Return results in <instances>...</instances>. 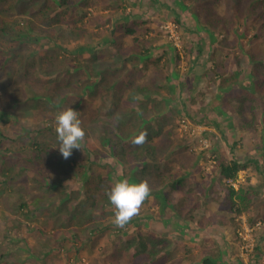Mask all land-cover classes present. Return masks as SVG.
<instances>
[{
  "label": "trees",
  "instance_id": "1",
  "mask_svg": "<svg viewBox=\"0 0 264 264\" xmlns=\"http://www.w3.org/2000/svg\"><path fill=\"white\" fill-rule=\"evenodd\" d=\"M108 1H111L110 5L105 8L109 10V14L107 20L104 21V17H94V10L87 11L91 5L89 0H0V93L5 91L8 94L6 98L10 97L12 99L15 105L10 104V106L24 105L27 108H33L34 113L38 117H42V129H40L38 136L43 137L32 135L31 156L28 157L29 161L25 164L35 163L38 171L44 167L49 173L73 175V188L78 186V190L74 191V189L65 188L63 184L60 186L56 184L53 186L46 185V191L49 189L47 192H51V189L55 188L60 190L56 199L59 203L56 212L64 204V208L71 210L67 217L74 218L77 227L74 230L63 229L62 227L67 226V220L63 219L64 221L59 224L60 230L51 232L56 237L52 244L55 253L52 255L50 251H38L42 254L40 257L44 264L47 260H50L52 264H85L83 263L84 260L81 262L77 256L71 257L67 254L64 257L59 256V253L70 252L71 249H76V253L81 254V249L84 248L92 253L91 262L93 264H170L169 257L165 253L167 249L171 248V243L168 242L169 239L159 237L156 233L148 232L147 235L144 234V226L139 221L141 219L145 222V218L154 221L156 216L147 214L144 218L142 217L143 213H141L144 210H140V213L124 228L116 229L114 227L115 210L108 199L107 192L116 181L125 178L130 182L139 183L144 179L150 180L149 177L153 172L149 183L153 189L151 188V196L146 200L150 205V209L152 208L151 197L156 198L163 206H170L169 208L176 215L180 225L189 229H199V232L197 231L198 237L212 233L214 229L211 227L208 212L199 209L201 201L198 198H204L207 203L211 201L218 202L220 211L227 212L229 215L225 219L227 223L223 226L230 227L231 233L236 237L239 236L242 217L245 214L248 215L249 213L251 215V217H248L251 225L253 222L254 224L257 223L254 219L256 216L262 215L257 209L251 211L255 206L254 200L259 196V191L251 190L243 185L236 188L234 184L238 182L240 173L248 170L250 165L249 161H243L236 156V151L239 149L244 136H240V141L235 140L233 135L227 138L228 142L233 143L231 148L233 157L228 159L224 148L220 145H218V149L210 145L206 148L199 147V150H197L193 140L184 142L181 139L184 142L182 143L172 130L165 131L166 116H171L170 114L161 117L159 129L155 134L148 131L147 141L150 142L149 145L145 143L140 147L135 146L129 141H121L115 135L113 124L117 121V114H119V120L127 125H138L141 123V119L146 122L148 116L147 106H151L149 103H152L153 107L151 108L158 110L157 107H160V102L163 103L159 100L162 91L167 90V94L170 95L174 89L173 80H171L174 77H164L162 74L159 77L154 74L147 76L140 69L143 62L147 60L145 56L151 51L149 48H152L154 44L153 39L148 38L150 29H146L145 33L140 34L141 24L146 25V22L132 21L131 17H123L119 13V6L124 4L126 0ZM189 1L194 5L192 14L197 20L199 28L208 33L211 37L210 40L214 39L213 43L216 42L213 37L214 32L220 33L219 31H221L227 35L231 29L237 26H241L242 34L245 37L251 35L250 49H247L246 45L243 49L241 45L242 54L239 52V55L235 57V62L240 69L235 71L230 78L225 77L227 81L224 83L217 78V83H219V88L222 90L221 93L225 95V97L221 96L219 100L221 102L224 98L223 105L227 108V113L231 116L233 113L235 116L237 110H239L240 116L243 118V124L239 127L244 133L255 136L259 132L260 123L257 117L264 113V100L261 96L264 94V48L260 53H255L251 46L260 41L264 43V0ZM222 2L226 4L228 16L217 12V7ZM95 4L100 3L95 2ZM206 4L208 6H205ZM112 5L115 7L114 12L110 10ZM15 11L16 13L13 14ZM88 13L90 14L88 15ZM12 15L16 16V19H12ZM112 16L114 23H112ZM108 20L111 24L105 27ZM101 21H104V23L102 24ZM21 22L24 24L23 27H20ZM91 26L94 30L89 29ZM101 26L104 28L100 30ZM207 26L212 28L213 34L209 32L210 30L207 31L209 29ZM107 36H109V39H106L108 47L107 51H103V54L96 52L97 45L92 46L93 43H84L76 47L75 51H70L64 47V44H79L83 40L94 42L97 37L106 38ZM127 37H131L133 41L128 46L125 41ZM86 52L90 56L83 59L82 56ZM61 56L66 57V59L69 56L72 57L68 60L71 63L73 62L72 69L68 68L67 65L64 69L66 63L61 61ZM247 56L254 64L252 80L255 79L256 81L245 88L239 89L240 94L234 93L232 85H230L229 92L226 93L223 90L224 85L227 83L232 84L233 80L240 81L241 69L246 63ZM160 60L157 59L156 63ZM224 66L226 67V65ZM86 69H90L88 71L89 77L94 72L100 75L101 80L99 82L86 81L80 84L84 80L83 75L87 74ZM68 76H72L73 80L67 81ZM146 78H153L152 81L155 82L147 83ZM6 79L7 83L2 82ZM211 79L216 84L213 76H211ZM191 89L193 90V87ZM104 92L106 93L104 94ZM127 92L129 93L126 94ZM156 92L159 99L155 97ZM93 94L103 99V104L99 107L100 110L95 111L93 118L89 121L97 123L102 122L103 118L108 119L106 122L109 123L103 127V130H100L105 137L102 144L114 156L117 155L115 149L117 153L118 151L121 153L120 174L115 167H111L107 163L102 166H107V171L101 172V166L97 165L98 163L91 157V133L87 132V125L83 119L84 113L80 110V107L87 106L83 96ZM234 97H240V102L246 109L242 105L236 104ZM46 100L51 103H47ZM71 100L75 104L74 107H72ZM83 100L84 102H82ZM95 100L96 98L92 97V103ZM55 101L60 102L61 105L55 103ZM63 104L80 113L86 136L82 142V149H74L71 157L61 163L55 155L59 150L55 131V117L60 111L67 108L66 106L63 107ZM104 106L109 108L106 113L102 112L106 109ZM54 107L57 109H53ZM1 111L5 112L6 110L2 109ZM171 111L177 112L175 107H171ZM157 113L156 118L158 120L159 112L157 111ZM201 113L203 115L201 119H194L198 125L213 124V126L220 128L218 121L212 123L206 121L208 116L205 115V108L201 109ZM6 116L8 114L2 113L1 117L4 119ZM15 123L21 124L20 121ZM148 125L149 122L147 121L144 126ZM95 129H93L94 132ZM22 131L23 135L32 134L33 132L30 127L26 126L22 127ZM191 133V131L186 133L185 137H189ZM221 133L224 134L223 131ZM50 134L51 137L48 138ZM213 136L215 135L213 134ZM158 137H164V139L160 142L158 140L154 141ZM50 140L52 142L47 143ZM213 140L216 141V139ZM262 146L264 148V137H262ZM139 148L144 153L153 154L154 152L158 156H169L173 161L167 163L166 166H162L160 163L149 166L143 161L141 153L137 151ZM85 151H87V155H83ZM7 152H10V150L8 149ZM99 152L103 156H107L106 150ZM188 156H190V159H188ZM19 160H21V157H19ZM176 161L184 163L179 164ZM173 164H175V170H173ZM208 164L213 167L212 173L208 174L205 171L206 177L202 175V179L204 178L208 185H205L202 191L197 193L196 201L190 202L189 194L185 193L184 188L189 180L192 181L191 174L195 171H203L204 165ZM61 165L68 166L63 168L60 167ZM24 169L27 171V167L24 166ZM166 178L168 179L167 182L165 181ZM153 182L154 184H152ZM158 188L161 191L155 190ZM75 193L80 195L78 196L80 200L87 196L90 201L88 203L92 206L91 211L86 210L84 205L68 207L69 203L78 202V200H72ZM64 195L66 196L63 199ZM47 205L51 206L52 204L47 203ZM22 207L29 209L30 205L27 203L26 205L23 204ZM35 208L29 209V212L34 214L40 211L38 206ZM198 209L200 211H197ZM67 210L64 209L59 215ZM162 211L164 212V209ZM202 216H205L206 220L201 218ZM200 219V224L196 227L190 222H198ZM57 220L60 221V218H55V227L58 223ZM167 230L162 229L161 232ZM73 231L75 232L73 233ZM37 232L39 236L36 237L40 241L47 242V240H50L47 237L49 235L47 231L42 230L39 233L37 230ZM41 233L44 237L40 235ZM79 233L84 235L83 242L78 236ZM106 236L109 239L105 243ZM66 243L68 246L65 245ZM81 244L83 248H81ZM32 256L34 254H27L28 258H32ZM97 259L99 263L96 261ZM199 264H221V261L212 259L209 256L205 257L202 263Z\"/></svg>",
  "mask_w": 264,
  "mask_h": 264
},
{
  "label": "rangeland",
  "instance_id": "2",
  "mask_svg": "<svg viewBox=\"0 0 264 264\" xmlns=\"http://www.w3.org/2000/svg\"><path fill=\"white\" fill-rule=\"evenodd\" d=\"M89 1H91V5L87 9V11L90 12L91 10H94L93 13L95 18L104 17V21H106L107 15L109 14V10H107L105 7L107 5H110L111 1ZM176 1L178 0H126L124 4H121V6H119L118 11L123 17H131L132 21L146 22V25L141 24V32H139L140 34L145 33L146 29H150L148 38H151L154 41V45L151 49L152 59L151 61H147L145 64H143L140 69H142L147 76H149L150 74H154L155 76L158 75L159 77L162 74L164 75V77H167L170 74L176 75L178 73L173 79L174 89L173 91H171V94L168 95L167 90H163L164 92L162 93L164 94L160 96L161 99H159L158 96H155L157 99L163 101V103L160 102V107H157L158 109L160 108L162 110L161 114L171 115L166 116L167 122L164 127V130H172L179 137L178 140L182 139L184 142H186L187 140H193L197 150H199V147L206 148L210 145H213L214 148L218 149V145H220L224 148L227 154V158L231 159L233 157L231 151L233 143L231 141L228 142L227 138L230 135H233L235 140L239 139L240 131H242L239 125L243 124V118L242 116L238 115L230 117L222 116L220 114L219 106H223L224 108H226L223 105L224 98L220 102V100L214 97V94L217 91L215 89L212 90L214 86L212 80H200V82L197 83L193 80V78H195L196 76V70H208L210 75H213L215 70H218L224 72L226 75H229V77H231V75H233L235 71L239 70L240 67L233 61V55H230V57H228V61L226 62L227 67H224V65L221 63L218 64V61H220V59H223V57H212L209 49L211 46L215 49L217 47H220V44H225L224 41L220 43L218 42L224 39L223 35H219L217 32H214L213 34L211 31L212 28L207 26L209 27L207 31L210 30L209 32L213 34V37L216 40V42L213 43L214 39L210 40L211 37H209L208 33L206 31H202L201 28H199L200 26H198L197 20L194 18L191 12L193 10L194 5H192L189 0H180L181 5L186 7V10H183V8L180 6V3H177ZM95 2H98L100 4H95ZM205 6H208V4H206ZM110 10L114 12L115 7L112 5ZM217 12L221 15H229L226 12V4H224V2L219 4V6L217 7ZM15 13L16 11L13 12V14ZM89 14L90 13H88V15ZM11 18L16 19V16L12 15ZM111 18L112 23H114L113 16ZM104 21H101L102 24L104 23ZM107 22L108 24H106L105 27H108L110 26L109 24H111L109 20ZM23 25L24 24L21 22L20 27H23ZM102 28L104 27L101 26L100 30ZM89 29L94 30L93 26H91ZM226 36L228 37L227 40L231 39V42L234 41L232 30ZM106 39H109V36H107L106 38L97 37L95 38L94 42L83 40L79 44H64V47H66L70 51H75L76 47L84 43H93L92 46L97 45L96 52H98L99 54H103V51H107L108 47V42ZM125 41L127 46L133 43L131 37L125 38ZM201 48H203V50ZM263 48L264 43H262L261 41L257 44L254 43L253 50L255 51V53H260ZM218 49L221 50V55L225 56L227 54V52L225 51L227 49ZM163 55V60H160V62L156 63V60ZM89 56L90 54L86 52L83 54L82 58H88ZM61 58V61H65L66 63L64 69H66V65L68 68H73L71 66L73 62L71 63V61H68L72 58L71 56H69L67 59L66 57L62 56ZM243 69L244 68H242L241 70ZM86 71L87 74L83 75L84 80L80 82V84L86 81L99 82L101 80L99 74L93 72L92 76L89 77L88 71H90V69H86ZM249 73L250 70L246 68L243 71V74L241 75L240 86L243 88L250 85V80L248 77ZM66 79L67 81L73 80V77L68 76V78ZM145 80L148 81L147 83L155 82L152 81L153 78H146ZM2 82L7 83V79ZM191 87H193V90L191 89ZM105 93L106 92H104V94ZM128 93L129 92H127L126 94ZM6 96H8V94L5 93V91L0 93V264L43 263L40 257L42 256V254L38 251H50V254L52 253V255L53 253H55L54 246L52 247V244L53 241H55L56 237L55 235L51 234V232H57L58 230H60L59 224L62 223L64 220H67V226L62 227L63 229L67 228L68 230H74L77 227L75 219L67 217L69 211L71 213V210L68 208H64V204L61 205L59 210L60 212H56L58 209L57 205L59 204L56 199L58 198V191L60 190H57L54 187L55 189H51V192H47L49 189L46 191V185L48 186L49 184L53 186L54 184H56L60 186L63 184L65 188H68L69 190L74 189V191L78 190V186H76V188H73V175H61L60 173L55 172L49 173V171H47V169L44 167L38 171L35 163L30 165L25 164L28 163V157L30 158L31 156L33 144L32 135L34 134L37 135V137H43L38 136L40 129H42V117H38V115L34 113L35 110L33 108H27L24 105L13 106L15 104H13L12 99H10V97L6 98ZM97 96L98 95L94 94L91 96H83L87 106L80 107V110L84 113L83 119L87 125V132L89 134L91 133V157L93 160L96 161V163H98L97 165L101 166V172L107 171V166L102 167L103 164L107 163L111 167H115L117 169V172L119 173L121 170L122 161V155H120L121 153L119 151L117 153V150L115 149L117 155L114 156L111 154V151L105 148V146L102 144V141L105 137L100 132V130H103V127H105L106 124L109 123L106 122L108 119L103 118L102 122L100 121L97 123H95V121H89L93 118L95 111L100 110L99 107L103 104V99ZM261 96L264 100V94ZM92 97L96 98L95 102L93 103ZM84 100L82 102H84ZM234 100L236 104L238 103L239 105H242L240 102V97H234ZM46 102L51 103L49 100H46ZM55 103L58 102L55 101ZM71 103L72 107H74L75 104L73 100H71ZM10 104L13 105L10 106ZM58 104L61 105L60 102ZM149 104H151V107H153L152 103ZM65 106L69 107L63 104V107ZM171 107H175L177 112L171 111ZM243 107L244 109H246L245 106ZM105 108L106 109L102 111L103 113H106L109 109L108 107ZM202 108L206 109L205 115L209 117L206 118L207 122L212 123L214 121L222 120L220 123V128L214 127L213 124L207 126H200L197 124V121H194V119L199 120L203 117L201 113ZM2 109L6 111L3 112L1 111ZM53 109L57 108L54 107ZM2 113H6L8 114V116L2 119ZM17 121H20L21 124H16L15 122ZM22 125L30 127L33 131L32 134L27 133L23 135ZM139 126L140 125H131L128 128H124L123 126L122 132L118 130L114 132L118 136H120L121 139H126L130 142L133 133H135L134 137L137 135L136 133L138 132ZM94 128H96L95 132L93 131ZM190 128L192 133L189 137H185L184 134H186V131H190ZM214 128H216V130ZM158 129L159 126L149 128V130H151L154 134L158 131ZM193 130H196L195 133H193ZM221 131L224 132L223 135ZM213 134L215 136H213ZM249 135L251 134L244 135V139L241 140L240 143L241 148L237 149L236 151L237 157L241 158L243 161L250 162L249 169L245 172L240 173L239 180L236 183L237 187H239V184L248 186L253 185L259 187L264 195V148L262 146V143L260 142L259 136ZM50 137L51 134L48 136V138ZM163 139L164 137H158L154 139V141L158 140V142H160ZM213 139H216V141ZM182 140L181 142L184 143ZM50 142H52V140L48 141L47 143ZM8 149L10 150V152H7ZM105 150L107 151V156H103L99 152H103ZM137 151L141 153L143 161L146 162V164H148L149 166L156 163H160L162 166H166L167 163L173 161V159H170L169 156H158L154 152V155L144 153L142 152L141 148H139ZM86 152L87 151H85L83 155H87ZM55 155L61 163L65 162L66 159L63 158L59 150H57ZM19 157H21V160H19ZM188 159H190V156H188ZM176 162L179 164L184 163L181 161ZM24 166L27 167V171L24 169ZM67 166L68 165H61L60 167L66 168ZM110 166L109 168H111ZM173 167V170H175V164H173ZM212 170V165L208 164L204 165L203 171H195L191 174L192 181H190V184H188L189 186L184 189L185 193L189 194V197L191 199L190 202L196 201L197 193L199 191H202V188L205 185H208L207 181L204 180V178L202 179V175L206 177L205 171H207L208 174H211ZM150 176L151 177H149V179L151 180L153 172ZM5 179L6 182H4ZM150 180H148L149 183L151 182ZM167 180L168 179L166 178L165 181L167 182ZM152 184H154V182ZM155 190L161 191L160 188ZM65 196L66 195H64L63 199L65 198ZM78 196L80 195H77V193H75V195L73 194L72 200H78V202L69 203L70 205H68V207H79L81 205H84L86 210L91 211L92 206L90 203H88L90 201L87 199V196H85L84 199L81 198V200ZM198 199H200V201L202 202L205 201L204 198ZM151 200V209L147 201L142 206L143 209L141 208V210H144L143 212H141L143 213L142 217L144 218L147 214L154 215L156 217L158 216L159 207L156 205V202L153 197H151ZM254 202L259 203L258 201H256V199L254 200ZM27 203L30 205L29 209L35 208V206L37 208L38 206L40 211L35 212L34 214L30 213L27 207H22L23 204L26 205ZM47 203H51L53 206L47 205ZM259 207H262V204ZM64 209L68 210L66 212L64 211L63 214L59 215V213H61ZM208 214L215 215V218L220 221H225L223 218L224 216L229 217L227 213L221 216H219L217 212H212ZM249 216L251 217V215L246 214L243 216L242 226L244 228L243 232H247L248 234L245 235L247 241L250 240V244H252L257 234L262 231H257L256 234L253 232L252 228L248 224ZM58 217L60 218V221L57 220L58 223L55 227V218ZM161 218L164 222V225H162L163 228H167L168 230L164 232H158V235L159 237L169 239L168 242L171 243V248L167 249L165 253L167 255H172V260H176L174 264L199 263L202 261V258H204L206 255H211L221 249L220 236H225L222 234V230V232L212 231L213 234L210 233L206 236L198 237L197 230L194 228L193 230L189 228H184L183 226H180L179 228L175 226L172 228V223L177 217L173 213L171 208L165 210L164 213L161 215ZM146 219L147 218H145V220ZM139 221L141 223L143 220L140 219ZM153 223L156 222L154 221ZM147 224H152V222L148 221ZM85 225L87 226L88 223ZM114 227L116 226L114 225ZM117 228L118 227H116V229ZM170 228L174 229L175 231H169ZM179 229H182V232H180ZM37 230L39 231V233L42 230L47 231V233L49 234L47 237H49L50 240H47V242L40 241L36 237L39 236ZM226 230L225 231L227 235V232H229L231 228L228 227ZM74 232L75 231H73V233ZM59 233L60 231L58 232V234ZM40 235L43 236V233H41ZM78 236L83 242V233H79ZM262 237H264V235ZM108 239L109 237L106 236L105 243L108 242ZM236 240L238 242H234V246H239L241 244V241L239 239ZM257 244L258 241L256 239V245ZM65 245L68 246L67 243ZM260 247L263 253L259 258V261L255 263L251 260L249 264H264V245H261ZM81 248H83L82 244ZM76 252V249H71L70 252L64 251L59 253V256L64 257L65 254L71 257L77 256L81 262L84 260L83 263L85 264H93V262H91L92 253L89 252L87 249H81V254H77ZM251 252H253L252 247ZM241 253L242 250L239 249L238 254ZM27 254H34V256H32V258H28ZM241 259L243 263L246 264V256L241 257ZM96 261L99 263L98 259ZM46 264L52 263L50 260H47Z\"/></svg>",
  "mask_w": 264,
  "mask_h": 264
},
{
  "label": "clouds",
  "instance_id": "3",
  "mask_svg": "<svg viewBox=\"0 0 264 264\" xmlns=\"http://www.w3.org/2000/svg\"><path fill=\"white\" fill-rule=\"evenodd\" d=\"M176 2L180 3V0H178ZM180 6L183 8V10L184 9L186 10V7L182 6L181 3H180ZM136 22H138V21H136ZM231 30H232V33L234 36V38H233L234 41L231 42V39L227 40L228 37L226 36V34L224 32L219 31L220 33H218V34L223 35L224 39H222L221 41H218V42L220 43V42L224 41L225 44H220V47H217L215 49L211 46L210 47L211 49H209L212 57H215V56L223 57V59H220V61H218V64L221 63L223 65H226V62L228 61V57H230V55H233V58H234L233 61L235 62V57L237 55H239V52L242 54L241 45H242L243 49H244L245 45L247 46V49H250L249 43L251 41V35L248 37H245L242 34L243 31H242L241 26L240 27L237 26ZM231 30L229 32H231ZM253 46H251V47H253ZM218 48L223 49V50L227 49V50H225L227 52V54L225 56L221 55L220 54L221 50H219ZM151 49L152 48H149V50H151ZM201 49L203 50V48H201ZM151 51L149 54H147L145 56L147 58V60H145L143 62V64H145L147 61H151V59H152ZM253 52H255V51H253ZM163 58H164V55L158 59L163 60ZM246 58L247 59H246V63H244V65H243L244 69L242 70V74L246 68H248L250 70L248 77H249L250 85H251V84H253L254 81H256L255 79H254V81L252 80V76H253L252 70H253L254 64L252 63V61L250 59H248V56ZM171 62H173V61H171ZM226 67H227V65H226ZM242 74H240V76ZM176 75L170 74L168 77L169 78H172V77L175 78ZM211 76H213L215 78V81H216V84H214L212 81V83L214 84L212 90L215 89L217 91L214 94V97H216L219 100V98L221 96L225 97V95L221 93L222 90L219 88V83H217V78H219L224 83L225 81H227L225 79V77L230 78L229 75H226L224 72H221L218 70H215L213 75H210L208 70L207 71L196 70V76H195V78H193V80L197 83L200 82V80H206V81L212 80ZM174 78H172L171 80H173ZM240 83H241V81L233 80L232 84L227 83L226 85H224L223 90H225L226 93H227V91L229 92L230 85H232L234 87L233 88L235 91L234 93H236V92L239 93V89L243 88L240 86ZM162 92H164V91H162ZM162 94H164V93H162ZM155 96H158L157 92L155 93ZM147 108H148V116H147L146 120L149 122V125L145 127L144 125L147 121L143 122V119H141V123L138 124L140 126L138 127V132L136 133L137 135L134 137L135 133H133V136L131 137V141H130V143H132L135 146L140 147V146L145 145V143H146V145L149 144V141H147L148 131L150 133H152V131L149 130V128H152V127L154 128V127L159 126V121L161 120V117L163 116V114H161L162 113L161 109H158V110L153 109V108H151L150 105L147 106ZM219 110H220V114L222 116H228V117L231 116L227 113V108H224L223 106H219ZM157 111L159 112L158 120L156 118L158 116ZM146 114H147V111H146ZM136 115H138V114L136 113ZM235 115L240 116V111L237 110ZM232 116H234L233 113H232ZM119 118H120L119 114H117L116 115L117 121H115L113 124L114 131L118 130V131L122 132L123 126H124V128H128L131 126V125H127V124L121 122L119 120ZM257 118L260 120V123H259V132L255 136H259L260 142L262 143V137H264V121H263L264 113L260 117H257ZM55 120H56L55 131H56L57 140L59 143V147H58L59 152L63 156L64 159H68L69 157H71L74 149H82V142L84 141L85 136H86V132H85V129L83 127V121L80 118V113L75 111L71 107H67L66 109L60 111L56 115ZM221 121H218V122L221 123ZM208 123H210V122H208ZM143 128H147V129H143ZM214 129L216 130V128H214ZM190 131H191V128H190ZM190 131H186V133H188ZM195 131L196 130H193V133H195ZM245 134H247V133L246 132L244 133V131L242 130V131H240L239 136H244ZM115 135L118 138H120V136H118L116 133H115ZM192 135H195V134H192ZM249 136H251V135H249ZM121 141H129V140L121 139ZM238 141H240V140L238 139ZM232 147H233V145H232ZM240 148H241V146H239V149ZM242 172H245V171H242ZM4 182H6V179L4 180ZM189 182H190V180H189ZM189 182L187 183V186L185 188H187L189 186L188 185ZM234 184H235L236 188H238L237 183H234ZM239 185H242V184H239ZM243 186L250 188L251 190L257 191V192L259 191V196L256 197V201H258V202L262 201V203L264 205V198H263L264 195H263V192H261L259 187H256L253 185H251L252 187L248 186V185H243ZM255 188H257V189H255ZM151 193H152V189H151L149 181L147 179H144V180L140 181L139 183L130 182L126 178L119 180V181H116L113 184V186L111 187V189L107 192L108 199H109L111 205L114 207V210H115L114 211V219H113L114 225L118 228H124L134 217H136L140 213L142 206L144 205L145 201L149 199V197L151 196ZM155 202H156V205L159 207L158 208L159 209L158 210V216L156 217L157 221H156V219H154V221L156 223H153L154 221H152V220H145V222H143V221L141 222V225L144 226V228H143L144 232L143 233L146 235L148 234V232L158 234V232H161L162 229H167V228H163V226H162V225H164V222L161 218V215L164 213L162 211V209H164V211H165L170 206L161 205L160 201H158L157 199L155 200ZM204 202L205 201H203V202L201 201V205ZM215 202L218 204L217 201H215ZM254 204L256 205V206H254L255 210L260 208L259 203L254 202ZM251 211H253V210H251ZM208 213H210V212H208ZM217 213L219 216L225 214V212H222L220 210ZM261 213L263 216L262 215L259 217L256 216L257 217V220H256L257 223L251 225L248 222V224L252 228V230L255 234L257 233V231H262V232L258 233L256 238L253 240L252 244H250V240L247 241V239L245 237V235H248V234H247V232H245V233L243 232L244 228H243V226H241V229L239 231V236L236 237V235H234V234H233V236L235 239H239L241 241V244L239 246L241 247L242 253L238 254L236 256V258H234L231 262L223 260L219 256H215V258L217 260L221 261V264H223L224 262L229 263V264L230 263H232V264H244L241 257H245V256H246V259H245L246 264H249V262L251 260L255 263H257V261H259V258L261 257V255L263 253L260 246L264 245V237H262L264 235V221H263L264 210ZM248 215H249V213H248ZM223 218L225 220L228 217L224 216ZM214 219L217 220V218H214ZM242 219H243V217H242ZM148 221H151L154 226L152 224H147ZM177 222L179 223V221H177V219H174V221L172 223V228L175 226L178 228L180 226H182V225H180V223L178 224ZM226 223L227 222L220 221V220H217V222H216V226H219V231L222 230L225 234H226V231H225L226 227L223 225ZM222 226H223V228H222ZM172 228H170V229L172 232H174L175 230ZM229 233H231V230L229 231ZM256 239L258 241L257 245H256ZM232 246H234V243L232 244ZM251 247H252L253 252H251ZM246 253H247V255H246ZM167 256L169 257V263L170 264H174L176 262V260H172L173 259L172 255H167Z\"/></svg>",
  "mask_w": 264,
  "mask_h": 264
},
{
  "label": "crops",
  "instance_id": "4",
  "mask_svg": "<svg viewBox=\"0 0 264 264\" xmlns=\"http://www.w3.org/2000/svg\"><path fill=\"white\" fill-rule=\"evenodd\" d=\"M190 184V183H189ZM262 204V207H260L259 209H257V211H259V213H261V212H263V210H264V205H263V203H262V201L261 202H259V206ZM200 210H203V211H205V212H210V213H212V212H218L220 209H219V205L215 202V201H211V202H209V203H207V201H205L204 203H202V205L200 206V208H199ZM197 210V211H200V210ZM255 210V207H254V209H253V211ZM252 211V212H253ZM216 216L215 215H211V214H208V218L210 219V222H211V227H214V229L212 230V231H219V226H216V222H217V220H215L214 218H215ZM258 217V216H257ZM257 217H255L254 219L255 220H257ZM201 218H204V220H206V218H205V216H202ZM200 221H201V219L200 220H198V222H196V221H190V222H192V224H194L195 225V227L197 226V225H199L200 224ZM252 224H254V222L252 223ZM183 226V225H182ZM186 226H187V224H186ZM184 227V226H183ZM184 228H186V227H184ZM200 228V227H199ZM222 228H223V226H222ZM228 228V226H226V229ZM194 229H196V228H194ZM193 230V229H192ZM198 232H199V229H196ZM179 231L180 232H182V229H179ZM227 231V230H226ZM201 232V231H200ZM202 233V232H201ZM200 233V234H201ZM211 233V232H210ZM209 233V234H210ZM216 233H218V232H216ZM213 234V233H212ZM222 234L223 235H225L224 237H222V236H220L221 238H220V250H218V251H216L215 253H213V254H211V255H206L205 257H209V256H211V258L212 259H215V260H217L216 258H215V256H219L221 259H223V260H226V261H232L234 258H236V256H237V254L239 253V249H241V247L240 246H232V244L234 243V242H238L235 238H234V236H233V234L232 233H229V232H227V235L226 234H224L223 232H222ZM197 235H198V233H197ZM203 236H206V235H202V236H199V237H203ZM219 246V245H218ZM239 248V249H238ZM204 257V258H205ZM204 258H202V261H203V259ZM202 261L201 262H199V263H202ZM199 263H195V264H199ZM223 264H226V262H224Z\"/></svg>",
  "mask_w": 264,
  "mask_h": 264
}]
</instances>
